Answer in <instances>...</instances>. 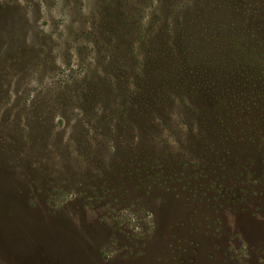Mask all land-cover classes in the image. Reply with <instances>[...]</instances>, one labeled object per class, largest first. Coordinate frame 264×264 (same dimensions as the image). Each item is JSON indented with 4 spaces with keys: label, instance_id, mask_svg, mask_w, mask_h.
<instances>
[{
    "label": "rangeland",
    "instance_id": "rangeland-1",
    "mask_svg": "<svg viewBox=\"0 0 264 264\" xmlns=\"http://www.w3.org/2000/svg\"><path fill=\"white\" fill-rule=\"evenodd\" d=\"M174 40L171 89L137 124ZM246 44L264 52V0H0V264H264Z\"/></svg>",
    "mask_w": 264,
    "mask_h": 264
},
{
    "label": "trees",
    "instance_id": "trees-1",
    "mask_svg": "<svg viewBox=\"0 0 264 264\" xmlns=\"http://www.w3.org/2000/svg\"><path fill=\"white\" fill-rule=\"evenodd\" d=\"M125 4L126 2H124V4L122 5L120 4L112 5L114 6L113 13L117 15H123L120 11H123L122 7H124ZM124 19H120V24H125ZM165 26L168 27L167 25ZM123 28H125V26ZM181 36L185 37L186 31H183V33H181ZM174 42H175V45L173 46H170L168 42H165L164 44H162V46L158 49L159 51L158 56H156V58L152 60L150 65H148L149 72L146 76H144L147 79H144L143 82L145 83L151 82L152 86H147L145 90H143V93H138L139 95L136 96L139 100L136 103V106L134 107L133 111L135 112L133 113V117L135 118L137 124L140 123L141 121V119L138 118L140 113L144 114L145 116H149L148 115L149 113L154 112L156 108L160 106V103L163 97L161 94H155L154 92H157V93L161 92V88L164 91L171 89L170 84L172 83V79L170 80V75L173 73V70H174V63H172L171 59H174V58L176 59L175 51L180 49V46H178L177 40H174ZM245 49L247 51L245 52V56H246L245 59L247 62L252 61L251 63L252 65H258V67H264V63L261 61V59L264 56L263 51L258 49L256 46H250L247 44H246ZM179 65H180V62H179ZM163 74L164 76L162 77ZM89 84H90V87H91L90 89L92 92V96L90 97V99H92V104H91V107H92V105H94L99 100V98H102V96L95 94V91H94L99 86L98 83H93L91 81L89 82ZM162 84L164 87H162ZM155 89L156 91H154ZM209 92L211 93V95L209 96L210 98H207V101L211 100L210 104L212 105L216 104L217 107L226 106L224 102L222 101V97L218 94L216 87L209 89ZM209 92L206 91V96L208 95ZM202 98L204 99V97ZM248 111L250 113H254V111L250 108H248ZM126 151L130 153L134 157V159L137 160V162L141 161L142 159L141 148H136L132 151H129V150H126ZM143 156L146 157V155H143Z\"/></svg>",
    "mask_w": 264,
    "mask_h": 264
}]
</instances>
